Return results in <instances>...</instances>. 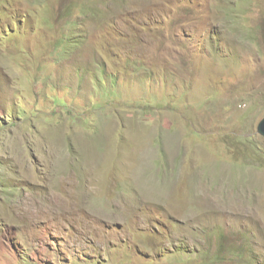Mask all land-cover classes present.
I'll list each match as a JSON object with an SVG mask.
<instances>
[{"label":"rangeland","instance_id":"obj_1","mask_svg":"<svg viewBox=\"0 0 264 264\" xmlns=\"http://www.w3.org/2000/svg\"><path fill=\"white\" fill-rule=\"evenodd\" d=\"M264 0H0V264H264Z\"/></svg>","mask_w":264,"mask_h":264},{"label":"water","instance_id":"obj_2","mask_svg":"<svg viewBox=\"0 0 264 264\" xmlns=\"http://www.w3.org/2000/svg\"><path fill=\"white\" fill-rule=\"evenodd\" d=\"M256 131H257L258 135H260L262 138H264V118L257 125Z\"/></svg>","mask_w":264,"mask_h":264}]
</instances>
